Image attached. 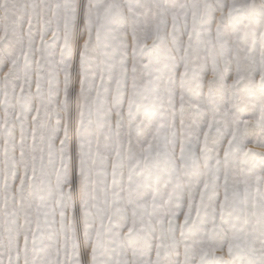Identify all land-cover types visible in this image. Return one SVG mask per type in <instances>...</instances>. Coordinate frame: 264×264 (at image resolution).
Returning <instances> with one entry per match:
<instances>
[{
	"label": "snow or ice",
	"instance_id": "1",
	"mask_svg": "<svg viewBox=\"0 0 264 264\" xmlns=\"http://www.w3.org/2000/svg\"><path fill=\"white\" fill-rule=\"evenodd\" d=\"M0 264H264V0H0Z\"/></svg>",
	"mask_w": 264,
	"mask_h": 264
}]
</instances>
